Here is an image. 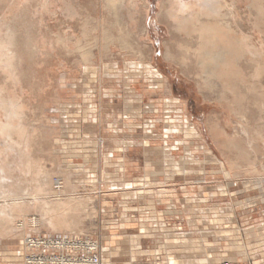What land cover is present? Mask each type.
Returning a JSON list of instances; mask_svg holds the SVG:
<instances>
[{"label":"rangeland","instance_id":"obj_1","mask_svg":"<svg viewBox=\"0 0 264 264\" xmlns=\"http://www.w3.org/2000/svg\"><path fill=\"white\" fill-rule=\"evenodd\" d=\"M180 3L0 0V264H264V0Z\"/></svg>","mask_w":264,"mask_h":264},{"label":"built area","instance_id":"obj_2","mask_svg":"<svg viewBox=\"0 0 264 264\" xmlns=\"http://www.w3.org/2000/svg\"><path fill=\"white\" fill-rule=\"evenodd\" d=\"M21 255L23 264H102L98 241L82 234H28Z\"/></svg>","mask_w":264,"mask_h":264},{"label":"bare ground","instance_id":"obj_3","mask_svg":"<svg viewBox=\"0 0 264 264\" xmlns=\"http://www.w3.org/2000/svg\"><path fill=\"white\" fill-rule=\"evenodd\" d=\"M172 1V5H171V10H170V12L173 14V13H175V12H180V10H182L181 8H182V5H181V3H180V0H171ZM185 6H187V5H185ZM194 7V6H193ZM185 8V7H184ZM186 9V8H185ZM160 76V75H159ZM187 120H186V122H188L189 121V118H186ZM170 132V131H169ZM170 133H172V131L170 132ZM178 134V133H177ZM173 137H175L176 136V133L174 132L173 133V135H172ZM172 136H170V138L172 137ZM34 221V220H33ZM37 221V220H36ZM35 221V222H36ZM36 224V223H35Z\"/></svg>","mask_w":264,"mask_h":264},{"label":"crops","instance_id":"obj_4","mask_svg":"<svg viewBox=\"0 0 264 264\" xmlns=\"http://www.w3.org/2000/svg\"><path fill=\"white\" fill-rule=\"evenodd\" d=\"M176 135H178V134H176ZM97 241H98V240H97ZM98 243H99V241H98ZM99 245H100V243H99ZM100 254H101V257H102V261H103V260H104V259H103L104 252H103V250H102L101 245H100ZM108 259H110V258H108ZM108 259H107V260H108ZM103 264H104V263H103ZM109 264H112V263H111V260H109Z\"/></svg>","mask_w":264,"mask_h":264}]
</instances>
